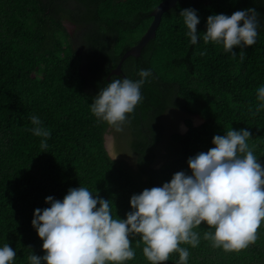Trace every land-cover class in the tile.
Returning <instances> with one entry per match:
<instances>
[{"label": "trees", "instance_id": "1", "mask_svg": "<svg viewBox=\"0 0 264 264\" xmlns=\"http://www.w3.org/2000/svg\"><path fill=\"white\" fill-rule=\"evenodd\" d=\"M161 1L0 0V247L7 243L15 249L13 264H29L31 251L44 254L31 221L36 208L50 206L48 196L62 200L70 188L84 186L112 200L113 215L116 209L123 219L131 210V195L161 186L177 171L188 172V157L213 147L212 137L231 128L252 133L249 144L264 164V109L255 116L249 112L260 105L257 89L264 86V0H178L140 56L127 57L122 74L110 75L147 30ZM186 8L200 18L195 45L179 16ZM248 8L256 9L260 21L251 47L233 48V58L222 45L204 43L208 16ZM66 21L77 26L73 35ZM58 34L69 38L63 59ZM39 67L37 80L33 74ZM141 69L152 75L141 88L142 102L120 131L133 168L111 160L104 146L110 125L98 121L90 105L111 79L135 81ZM170 111L198 115L203 123L187 121L184 134H168ZM33 115L51 133L47 149L30 131ZM204 225L194 229L201 237L197 247L182 245L190 253L187 264H264V224L256 243L239 252L212 247L203 239ZM207 231L214 229L207 226ZM131 240L136 256L126 264H149L143 244L136 247L140 237ZM178 260L174 253L165 264Z\"/></svg>", "mask_w": 264, "mask_h": 264}, {"label": "clouds", "instance_id": "2", "mask_svg": "<svg viewBox=\"0 0 264 264\" xmlns=\"http://www.w3.org/2000/svg\"><path fill=\"white\" fill-rule=\"evenodd\" d=\"M179 16L190 44H197L200 18L196 10L182 9ZM259 24L255 8L214 14L207 17L202 38L205 44L222 45L235 58L233 48L256 42ZM239 55L243 61L246 53L241 50ZM151 75L150 69H141L138 80L111 79L93 98L91 113L122 131L129 114L142 102L141 88ZM257 99L260 105L254 112L249 109L253 116L264 109V86L257 89ZM30 121V131L42 138L40 147L47 149L49 129L36 115ZM251 138L248 129L231 128L214 135L213 147L188 157V172L177 171L161 186L131 195V210L123 219L116 209L113 215L112 200L84 186L70 188L62 200L46 197L50 206L36 208L31 221L44 254L31 251L29 264H126L136 256L131 240L135 235L140 237L136 247L143 244L142 254L149 264H165L174 253L178 264H187L190 253L182 245H199L200 233L194 229L202 223L214 229L203 233L212 247L225 252L248 248L256 243L264 224V164L254 154ZM16 256L9 244L0 247V264H13Z\"/></svg>", "mask_w": 264, "mask_h": 264}, {"label": "rangeland", "instance_id": "3", "mask_svg": "<svg viewBox=\"0 0 264 264\" xmlns=\"http://www.w3.org/2000/svg\"><path fill=\"white\" fill-rule=\"evenodd\" d=\"M67 31L70 32L72 35L77 31L74 26L70 23H66ZM59 40V59H63L67 52V47L69 46V38H66L62 34H58L57 36ZM42 75V71L40 67L37 69V72L33 74L35 79L39 80ZM168 118L171 121V128L169 129L168 134L173 133H181L184 134L188 130L187 121H190L193 125L198 126L203 123V119L198 115H191L181 111H170L168 114ZM117 131L116 128L109 126L107 132L104 135V146L107 152H110L111 155H117L116 159H122L129 163L131 167L135 168L133 163V157L131 156L128 150H124L122 139H121V132ZM161 152H164L163 147L161 148ZM164 160L161 159L156 163V166L159 167L163 164ZM203 232L207 231V225L203 226Z\"/></svg>", "mask_w": 264, "mask_h": 264}, {"label": "water", "instance_id": "4", "mask_svg": "<svg viewBox=\"0 0 264 264\" xmlns=\"http://www.w3.org/2000/svg\"><path fill=\"white\" fill-rule=\"evenodd\" d=\"M178 0H162L151 12L152 21L150 25L148 26L147 30L144 32V34L141 36L139 41L131 46L127 51H125L119 62L117 63L116 67L111 70L110 75H120L122 74V63L123 61L130 56L138 57L141 54L142 48L147 44V42L152 39L155 34L156 30L161 22L163 14L174 7L177 4ZM124 77V75H123ZM109 156L112 158V155L110 152H108Z\"/></svg>", "mask_w": 264, "mask_h": 264}, {"label": "flooded vegetation", "instance_id": "5", "mask_svg": "<svg viewBox=\"0 0 264 264\" xmlns=\"http://www.w3.org/2000/svg\"><path fill=\"white\" fill-rule=\"evenodd\" d=\"M66 23H70V24H72V25L74 26V28L77 29V26H76L75 24H73V23H71V22H69V21H66V22H65V25H66ZM108 128H109V127H108ZM119 133H120V132H119Z\"/></svg>", "mask_w": 264, "mask_h": 264}]
</instances>
